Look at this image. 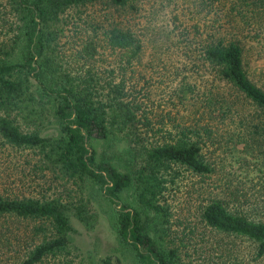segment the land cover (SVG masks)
I'll return each mask as SVG.
<instances>
[{"label": "trees", "instance_id": "16d2710c", "mask_svg": "<svg viewBox=\"0 0 264 264\" xmlns=\"http://www.w3.org/2000/svg\"><path fill=\"white\" fill-rule=\"evenodd\" d=\"M182 172L202 197L178 229ZM99 215L111 243L79 245ZM195 254L264 264V0H0V264Z\"/></svg>", "mask_w": 264, "mask_h": 264}, {"label": "rangeland", "instance_id": "374dc122", "mask_svg": "<svg viewBox=\"0 0 264 264\" xmlns=\"http://www.w3.org/2000/svg\"><path fill=\"white\" fill-rule=\"evenodd\" d=\"M166 14V12H165ZM8 157V156H7ZM10 157V156H9ZM217 159V173L221 172L225 173L228 169L233 170L235 166L229 165L228 163V157H221V155H218L216 157ZM27 167L25 166V173L27 175ZM238 172V171H237ZM244 177L243 175H241ZM251 175H248L244 178L237 179L241 186H243L245 189H247V192L252 194H257V189L259 186L255 185L256 179L250 178ZM28 176L24 178L25 181H27ZM250 178V179H249ZM198 177L190 175L188 173L182 172L178 177L175 179V183L171 186H167L166 190L164 191V198L165 203L168 207L169 212V220L172 224H175L173 226H177L178 229L182 227V224L189 222L191 224L197 223V209L199 204L201 203V197L202 195L198 194L197 187L200 185V183L197 182ZM37 183V180H36ZM38 189V187H37ZM178 224V225H177ZM199 226V224H197ZM77 227H79L77 225ZM13 229V228H12ZM25 226L22 224L20 226V237L23 236ZM199 230V228L197 229ZM13 231H15L13 229ZM79 235L76 236V242L81 246H88L92 242H96L95 239H100V244L105 245L106 243H111L113 234L109 230L108 225L106 223V220L103 215H99L95 228L92 232H85L83 229L79 227ZM201 231V230H199ZM26 234V233H25ZM201 235L197 232L196 235L193 236V241H196L195 245L202 244L200 242ZM203 237L204 239L210 243L211 240H213L212 236L209 234H205ZM11 252H9L10 254ZM196 255L195 264H213L215 263L214 257L207 258L203 255L198 256Z\"/></svg>", "mask_w": 264, "mask_h": 264}]
</instances>
